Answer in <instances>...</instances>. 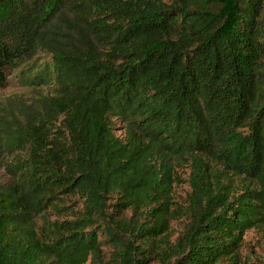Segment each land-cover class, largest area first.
I'll use <instances>...</instances> for the list:
<instances>
[{"label":"trees","instance_id":"16d2710c","mask_svg":"<svg viewBox=\"0 0 264 264\" xmlns=\"http://www.w3.org/2000/svg\"><path fill=\"white\" fill-rule=\"evenodd\" d=\"M263 14L264 0H0V89L41 53L25 78L55 87L0 113V145L21 151L0 185V264H100L101 237L117 264H246V231L264 243ZM187 163L188 205L172 208Z\"/></svg>","mask_w":264,"mask_h":264},{"label":"rangeland","instance_id":"374dc122","mask_svg":"<svg viewBox=\"0 0 264 264\" xmlns=\"http://www.w3.org/2000/svg\"><path fill=\"white\" fill-rule=\"evenodd\" d=\"M262 24L264 30V14L262 16ZM264 35V31H263ZM50 62V56L45 53L37 55L34 60L24 62L21 66L16 67L8 72L7 85L5 88L0 89V113H8L4 109H7L10 104L13 107V113L15 114V106L26 104L31 105L38 101L43 96H51L55 92V87L47 81L43 82H30V79H26V75H30L31 67L35 66V70H40L43 66ZM116 125H120L116 122ZM115 125V126H116ZM116 134H120L121 131L115 130ZM21 153L17 147L10 148L6 145H0V185H6L15 181L14 175L10 169L14 164L17 156ZM190 173L189 164H182L177 166L176 175L177 180L174 183L173 190V205L174 207H181L185 209L188 205V196L190 194V187L188 184V178ZM51 218H55V213L51 211ZM66 214H61L60 217H66ZM186 217L181 216L174 219L170 223V233L173 238L181 234L186 224ZM104 241L102 243L103 258L100 264H117L112 258L113 248L105 241L104 237H101ZM240 254L246 264H258L264 259V243L261 239V233L257 229H250L246 231L243 242L240 248ZM89 264V263H86ZM152 264H160L154 261ZM217 264H223L218 262Z\"/></svg>","mask_w":264,"mask_h":264}]
</instances>
